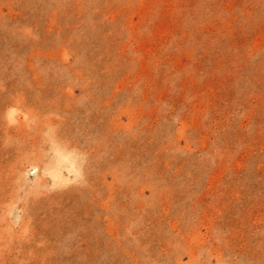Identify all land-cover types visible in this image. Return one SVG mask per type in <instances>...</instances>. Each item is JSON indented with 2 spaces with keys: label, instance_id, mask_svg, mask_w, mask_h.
<instances>
[{
  "label": "rangeland",
  "instance_id": "374dc122",
  "mask_svg": "<svg viewBox=\"0 0 264 264\" xmlns=\"http://www.w3.org/2000/svg\"><path fill=\"white\" fill-rule=\"evenodd\" d=\"M0 264H264V0H0Z\"/></svg>",
  "mask_w": 264,
  "mask_h": 264
}]
</instances>
